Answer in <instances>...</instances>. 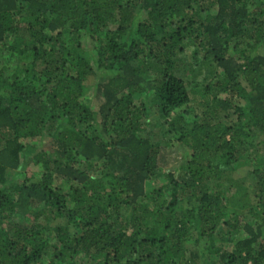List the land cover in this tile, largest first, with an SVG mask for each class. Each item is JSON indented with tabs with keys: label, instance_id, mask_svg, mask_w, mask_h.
I'll return each mask as SVG.
<instances>
[{
	"label": "trees",
	"instance_id": "16d2710c",
	"mask_svg": "<svg viewBox=\"0 0 264 264\" xmlns=\"http://www.w3.org/2000/svg\"><path fill=\"white\" fill-rule=\"evenodd\" d=\"M263 52L264 0H0V264H264Z\"/></svg>",
	"mask_w": 264,
	"mask_h": 264
},
{
	"label": "rangeland",
	"instance_id": "374dc122",
	"mask_svg": "<svg viewBox=\"0 0 264 264\" xmlns=\"http://www.w3.org/2000/svg\"><path fill=\"white\" fill-rule=\"evenodd\" d=\"M83 41H89L88 42V49L91 48L92 45V41L91 40H86V37H84ZM87 43V42H85ZM193 48L192 47H186L184 49V51L180 54L177 55V59L178 61H180L185 67L186 69H190V67H193L196 69L194 61H193ZM264 53V52H263ZM13 62H10V67L12 66ZM180 68H184L181 67ZM186 75L187 76H193L192 74H188V70H186ZM203 79L202 75H198L196 77L197 82H200V80ZM140 99L143 100V96H135L134 100L136 102L140 101ZM193 106H197V103H194ZM150 130L155 134L156 139H159L161 141H163L164 145L167 146V142L168 139L164 138L162 136V133L164 132V129L162 128V126H160V121L158 118L157 113H153L150 115ZM46 144V141H43L42 144H38L37 147L42 148L41 146H44ZM165 155L167 156V163L165 166L162 167V169L164 170L165 174H173L175 177L179 174V167L187 160V158L190 156V152L186 149L181 148V146H173V147H168L166 149V151L164 152ZM251 168H249L246 165L240 164L237 167V170L235 171V173H233L232 178L234 180L240 181L242 183V185H244L243 187L246 188L247 184H250L249 178L247 177L248 172L250 171ZM26 171L27 173L30 174H36L38 172L37 168L33 167V166H29L28 168L24 169L21 173L15 175V177L13 178V182H15V184H20L23 182L25 176H26ZM28 174V175H30ZM166 184V178L164 176H160L158 178H156L155 180L151 181L149 185H146V190L149 188H153V187H160L162 185ZM55 223L57 222H52L51 225H55Z\"/></svg>",
	"mask_w": 264,
	"mask_h": 264
}]
</instances>
